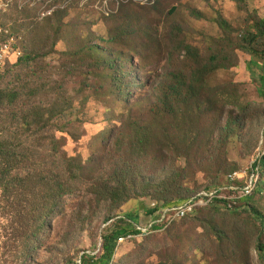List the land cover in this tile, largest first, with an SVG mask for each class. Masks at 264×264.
Wrapping results in <instances>:
<instances>
[{"label": "rangeland", "instance_id": "374dc122", "mask_svg": "<svg viewBox=\"0 0 264 264\" xmlns=\"http://www.w3.org/2000/svg\"><path fill=\"white\" fill-rule=\"evenodd\" d=\"M262 18L264 0H0V43L11 46L0 86H37L36 105L58 114L37 127L46 133L31 128L17 142L11 114L0 112V138L29 149L21 166L31 176L12 180L10 169L0 187V264H82L83 256H100L108 216L136 218L147 229L157 219L146 213L154 202L222 188L231 174L250 176L264 157V38H252ZM25 54L27 65L19 61ZM212 55L224 65L206 76L213 90L203 98L212 107L189 112L173 93L166 113L163 86L174 83L172 74L189 79ZM232 110L244 127L228 138L222 127ZM145 128L151 146L141 153L131 143ZM52 130L56 142L45 139ZM69 157L87 167L82 184L68 173L72 191L48 203L38 185L45 177L56 185ZM10 159L0 157L1 172ZM262 167V189L243 209H202L171 228L122 237L111 264H264L262 221L254 216L255 209L264 217ZM110 180L132 198L118 205L91 195V183Z\"/></svg>", "mask_w": 264, "mask_h": 264}, {"label": "trees", "instance_id": "16d2710c", "mask_svg": "<svg viewBox=\"0 0 264 264\" xmlns=\"http://www.w3.org/2000/svg\"><path fill=\"white\" fill-rule=\"evenodd\" d=\"M264 38V18L260 19L258 22L257 32H255L252 36L254 40H258L259 38ZM253 44V43H252ZM252 44L245 45V50L250 53L252 56L257 55L256 48ZM90 50L94 53H102L101 48L99 46H91ZM22 57V58H21ZM19 61L21 64L27 65L32 60L31 54L22 55ZM263 57H264V50H263ZM255 59V58H254ZM218 58L216 55H212L210 57V62L202 65L200 68L196 69L190 76L189 79L185 77L183 73H173L172 76L174 78V83H168L163 86L164 96H163V109L166 113H171L173 110V93L179 95V99L181 101L182 106H188L189 112L194 113L195 111H202L203 108L212 107L214 102H211L208 98H203V93L207 90L212 91L213 88L207 89L206 84V76L218 67H224V65L217 64ZM103 64L105 69H109L113 73H117L118 69L115 67L113 62L110 59L104 58L100 60ZM6 64V63H5ZM114 76V75H113ZM116 76L113 77L112 84L114 85L116 81ZM262 86H264V73L261 75ZM37 95V86H29L27 83L20 84V86L14 87H2L0 86V112H8L11 114L13 123H14V134L13 137L17 142L21 141V137L25 135L28 131H31V128L34 130L31 132L33 135H39L40 133L45 132L44 130H38L40 123H44L47 125L51 122V118L57 117V111L47 112L46 110L41 109L36 105L35 100L33 98ZM58 99V98H57ZM235 104L234 107L238 109L241 107L240 104L235 103V101H227L226 105ZM225 105V106H226ZM55 106V105H54ZM191 106L193 109H191ZM223 106V104H222ZM249 105L242 107V112H247L249 110ZM230 116L228 117L227 124L222 127L224 132H227L228 138L237 135L238 133L241 134L243 131V119L240 118L238 115L235 114V111H229ZM6 114V115H9ZM2 118H0L1 120ZM58 131V130H57ZM56 131V132H57ZM136 135L133 138L131 145L141 153H148V149L151 146V142L148 136L144 133L149 132V129H138L134 130ZM56 132L53 134V130L51 131L50 136H46L45 139H51L53 142H56ZM46 133V132H45ZM29 149L21 142L18 145H12L7 142L5 138H0V157L5 158L10 156L9 164L3 167V171H0V187L6 185L7 180L5 179L8 170L12 169L16 171L13 175L12 180L17 179L19 177V181L27 182L31 180L30 173H28L23 166V163L27 164V152ZM263 164L264 167V157L258 159L257 162L253 165V168L260 167ZM262 167V170H263ZM1 169V168H0ZM35 172H40L41 170L33 169ZM252 171V170H251ZM87 172V167L83 160L79 157H69L63 158V171L62 175L56 181V185L53 182V178L45 177L43 181L38 185L39 191L44 194L45 201L50 203V200L55 195L56 198H61L72 191V187L67 178V174L73 176L74 179L79 180L82 184L83 176ZM42 174V173H41ZM232 175V174H231ZM37 176V175H36ZM230 176V175H229ZM228 176V177H229ZM127 179L125 172H122L119 176L120 181H125ZM261 184V183H260ZM260 184L257 185L256 190L254 193L246 198L236 199L233 201V207L230 208V202L228 200L222 199H214L209 205L205 207H198L195 212L185 218L173 222L170 226L166 228L165 224H155L150 231L147 233L148 235L151 234L153 231H160V229L165 230L175 226L177 223L182 221H186L191 219L195 216V213H198L202 209H224L226 211H238L243 209L244 202L248 200H252L257 192H259L262 188H260ZM239 185L244 186L243 183H239ZM91 195L94 197L99 198L101 201H111L118 205L125 203L129 199L132 198V195L128 194L119 181H96L91 183L90 185ZM35 187V186H34ZM75 189L81 188L82 186H74ZM220 186H217L212 189H203L197 193H194L184 199H178L176 201H166L162 203L164 206L170 207L173 205H178L185 203L186 201L190 200L193 197H198V194L202 192H210L213 190L220 189ZM178 195L182 197L180 191H177ZM226 195L230 196L233 195L232 193H225ZM170 193H166V197L169 196ZM165 197V198H166ZM55 198V199H56ZM158 210V208H149L146 209V213L150 212L151 214ZM254 216H259V219L262 221V228L264 231V217L261 216L258 211L254 209ZM132 217V216H131ZM115 218V220H114ZM113 220L112 224L106 229L104 234L102 235V249L100 256H90L86 255L81 258L82 264H111L115 255V250L118 245V241L122 237H127L128 235H139L142 234L141 231L137 230V220L136 218H130L129 216H124L123 218L115 216H108L106 221ZM126 225V226H125ZM146 234V235H147ZM131 240V239H130ZM129 241V240H128ZM261 252H264V247L260 248Z\"/></svg>", "mask_w": 264, "mask_h": 264}, {"label": "built area", "instance_id": "2783aa9c", "mask_svg": "<svg viewBox=\"0 0 264 264\" xmlns=\"http://www.w3.org/2000/svg\"><path fill=\"white\" fill-rule=\"evenodd\" d=\"M11 50V46L8 43H0V67L4 63V54H9ZM15 55L20 56L21 52H14ZM260 177V168L259 166L256 168L252 167V173L248 176V172L244 171L241 173H235L228 177V184L218 190H213L210 192H202L198 194V197H193L185 203L173 205L170 207L159 205L154 202L151 204V208H158L155 212L157 215V219L152 221L150 226L147 229H142L136 225L137 230L141 231L142 234L146 231H150V229L155 224H165L166 227L170 226L173 222L181 220L186 216H189L195 212L198 207H205L209 205L214 199H222L228 200L230 202L229 207H233V201L236 199L246 198L251 196L256 190L258 180ZM248 178V182L245 186L239 185V183H243V181ZM225 193H232L233 195H226ZM147 232V233H148ZM146 233V234H147ZM132 235H128L126 238H132ZM125 238H120L119 242H123Z\"/></svg>", "mask_w": 264, "mask_h": 264}]
</instances>
